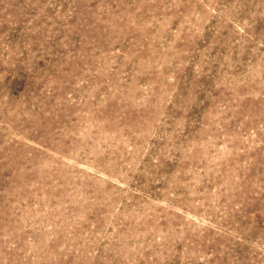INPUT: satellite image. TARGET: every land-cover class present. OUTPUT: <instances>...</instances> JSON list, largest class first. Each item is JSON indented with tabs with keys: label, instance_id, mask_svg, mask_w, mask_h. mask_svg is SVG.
<instances>
[{
	"label": "rangeland",
	"instance_id": "374dc122",
	"mask_svg": "<svg viewBox=\"0 0 264 264\" xmlns=\"http://www.w3.org/2000/svg\"><path fill=\"white\" fill-rule=\"evenodd\" d=\"M0 264H264V0H0Z\"/></svg>",
	"mask_w": 264,
	"mask_h": 264
}]
</instances>
